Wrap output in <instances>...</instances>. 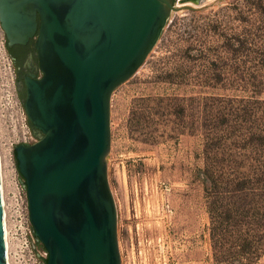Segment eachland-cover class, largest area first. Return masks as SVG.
I'll return each mask as SVG.
<instances>
[{"label": "rangeland", "instance_id": "rangeland-1", "mask_svg": "<svg viewBox=\"0 0 264 264\" xmlns=\"http://www.w3.org/2000/svg\"><path fill=\"white\" fill-rule=\"evenodd\" d=\"M216 1L172 12L111 95L106 165L121 264H264V0ZM15 70L0 27L8 262L44 264L13 155L37 140Z\"/></svg>", "mask_w": 264, "mask_h": 264}, {"label": "water", "instance_id": "water-1", "mask_svg": "<svg viewBox=\"0 0 264 264\" xmlns=\"http://www.w3.org/2000/svg\"><path fill=\"white\" fill-rule=\"evenodd\" d=\"M0 0L15 88L37 139L13 150L44 264H121L107 178L110 100L198 0ZM221 0L216 1L219 5ZM0 264H7L0 176Z\"/></svg>", "mask_w": 264, "mask_h": 264}, {"label": "bare ground", "instance_id": "bare-ground-1", "mask_svg": "<svg viewBox=\"0 0 264 264\" xmlns=\"http://www.w3.org/2000/svg\"><path fill=\"white\" fill-rule=\"evenodd\" d=\"M0 176H1V164H0ZM2 208H3V193H2ZM3 214H4V217H5L4 208H3ZM4 229H5L6 248H8V238H7V231H6V226H5V220H4ZM7 264H9V262H8V249H7Z\"/></svg>", "mask_w": 264, "mask_h": 264}, {"label": "built area", "instance_id": "built-area-1", "mask_svg": "<svg viewBox=\"0 0 264 264\" xmlns=\"http://www.w3.org/2000/svg\"><path fill=\"white\" fill-rule=\"evenodd\" d=\"M3 204H4V202H3ZM26 210H27V212H28V206H27V197H26ZM3 217H4V214H3ZM4 220H5V217H4ZM28 221H29V213H28ZM34 239H35V237H34ZM45 252V251H44ZM46 253V252H45ZM46 257H47V253H46Z\"/></svg>", "mask_w": 264, "mask_h": 264}, {"label": "flooded vegetation", "instance_id": "flooded-vegetation-1", "mask_svg": "<svg viewBox=\"0 0 264 264\" xmlns=\"http://www.w3.org/2000/svg\"><path fill=\"white\" fill-rule=\"evenodd\" d=\"M11 59H12V57H11ZM12 62H13V60H12ZM13 64H14V62H13ZM15 65V64H14ZM16 69V68H15ZM16 71V70H15ZM16 78H17V75H16Z\"/></svg>", "mask_w": 264, "mask_h": 264}, {"label": "trees", "instance_id": "trees-1", "mask_svg": "<svg viewBox=\"0 0 264 264\" xmlns=\"http://www.w3.org/2000/svg\"><path fill=\"white\" fill-rule=\"evenodd\" d=\"M43 249H44V248H43ZM44 251H45V250H44ZM45 252H46V251H45ZM46 258H47V257H46ZM46 258H45V259H46ZM43 263H44V262H43Z\"/></svg>", "mask_w": 264, "mask_h": 264}]
</instances>
